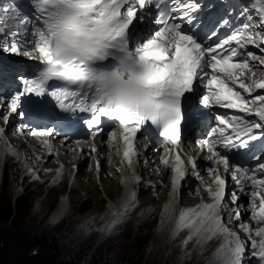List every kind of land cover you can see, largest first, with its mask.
<instances>
[{
    "label": "snow or ice",
    "instance_id": "6c2138e0",
    "mask_svg": "<svg viewBox=\"0 0 264 264\" xmlns=\"http://www.w3.org/2000/svg\"><path fill=\"white\" fill-rule=\"evenodd\" d=\"M153 8L158 27L134 38L136 25ZM200 8L195 0L179 4L174 0H35L32 15L6 8L0 13V51L22 55L42 65L32 78L19 77L23 91L11 99L8 108L10 112H18L23 96L50 95L63 111L90 114L89 128L97 127L93 140L104 131L102 118L112 122L107 143L111 151L122 156L121 162L129 169L139 153L135 145L137 133L146 125L154 126L158 136L171 145L161 162L170 168L172 175V199L164 212L169 220L174 219V234L187 232L185 245L195 240L201 251L211 241L222 238L223 243L207 264H242L245 241L227 223L228 219L240 220V210L239 206L230 208L225 201L226 179L218 170H210L213 181L205 186V191L212 202L180 209L177 214L175 204L181 182L188 166L195 171L197 162L191 156L182 159L180 151H175L173 162L171 154L183 150L181 122L186 94L193 93L198 83L202 84L207 90L200 98L204 107L219 106L245 115H216L218 124L200 147L210 154L209 160L222 166L241 192L245 190L244 181L260 189L248 194L252 219L264 223V178L257 175L264 173V162L250 170L233 165L227 155L218 151L248 148L250 142L264 139V131H257L264 129V94L253 96V87L242 82L246 72L255 75L256 69L264 66V58L240 51L249 44L256 45L258 36L264 42V33L254 31L264 28V0L253 3L258 23L244 25L242 31L213 46L183 28V23H192L191 14ZM254 88L264 90V79L256 82ZM253 115L258 122L245 118ZM0 119L7 122L8 117L0 115ZM4 133L5 129L0 127V137ZM32 135L51 154L52 131ZM90 152L98 150L93 146ZM63 168L61 164L59 175H63ZM99 168L97 160V172ZM132 179L138 181L139 177ZM131 198L135 199L134 192ZM230 199L236 204L239 197L232 192ZM65 201L67 207V197ZM239 226L250 239L253 234L260 237L259 242L251 239V248L257 250L254 255L264 260V227L254 229L243 223Z\"/></svg>",
    "mask_w": 264,
    "mask_h": 264
},
{
    "label": "rangeland",
    "instance_id": "374dc122",
    "mask_svg": "<svg viewBox=\"0 0 264 264\" xmlns=\"http://www.w3.org/2000/svg\"><path fill=\"white\" fill-rule=\"evenodd\" d=\"M5 137L15 139L8 134ZM12 143L10 145H17L14 141ZM24 148L27 147L24 145ZM3 150L6 152L4 161L0 163V228L28 231L38 237H43L42 233H48L62 245L66 256L80 264H207L223 243L222 238L216 239L201 251L196 247V242L185 246L187 233L183 236L175 235L174 223L166 228L162 225L161 228L159 221L163 201H166L171 189L169 173L163 178L160 174H154L158 176H153L154 178L149 176V180H146L147 176L142 178L144 183L137 190L138 206L134 212L117 232L103 235L100 226L109 231L117 229L118 221L113 222L112 216L108 215V219L112 221L107 223H100V220L106 215L108 199H117L122 191L117 174L119 170H114L117 171L113 173L117 175L115 177L105 175L102 171L107 167L105 162L112 166L109 160L102 161L105 168H101V171L92 169L93 175L89 178L80 174L81 166L79 172L71 170L72 175L69 177L68 168L65 167L63 175H59L60 170H57L56 162H53L55 159L47 158L44 163L45 156L37 170H33L36 173L26 175L24 166L19 162V155L25 154L26 150L12 151V157L8 156L11 147L6 146ZM41 155L40 152L38 158ZM30 158L31 156L28 157L29 160ZM86 163L87 169L91 168V159ZM195 189L197 188L183 187L181 200H176L178 209L197 203ZM63 196L70 199L69 211L61 220H53V213ZM227 223L233 233L240 235L238 229L230 226L239 225L237 221L230 219ZM245 235V232L241 233V240ZM186 247L188 250H185Z\"/></svg>",
    "mask_w": 264,
    "mask_h": 264
},
{
    "label": "bare ground",
    "instance_id": "6f19581e",
    "mask_svg": "<svg viewBox=\"0 0 264 264\" xmlns=\"http://www.w3.org/2000/svg\"><path fill=\"white\" fill-rule=\"evenodd\" d=\"M50 118H51V116L48 114L45 116V119H47V120H50ZM6 134L7 133L5 132L4 135L2 137H0V163L4 161L3 157H4L6 150L4 151L3 149H5L6 146L12 148V150H10L8 153V156H11V157L13 156L14 151L26 150L25 154L19 155V162L21 163V166H24L26 175L27 174L29 175L30 173H32V174L36 173V172H33V170H37L39 162L42 161V158L44 157L43 154L41 155L40 158H38L37 155L38 154L40 155V152L31 149V148H33L31 143L29 144V147H27L25 149L24 145H26V144H24V142L19 141L18 138L15 137L14 135L13 136L15 137V139H12L11 137L8 139L5 137ZM13 141H14V143L17 144L16 146L10 145V142L12 143ZM145 144L146 143L139 142L138 145H139V147H142V146H145ZM83 146L84 147H80V148L75 147V148L66 149V150H54L53 151L55 153L54 155L48 156L46 154V156H48L47 158H49V159H52V158L55 159V161L53 160V162H56L57 170L58 169L60 170L61 164L64 165L63 170L65 169V167L68 168L69 169V171H68L69 177L72 175V171H74V169H76V171L78 170V172H79L80 171L79 168L81 166L80 174L89 178V177H91V175H93L92 169H96V161L97 160L99 161V164H100L99 170L101 168H105V165H102V161L103 160L104 161L109 160L112 157L111 153L113 151L110 150L107 142H104L101 140L88 141V142L83 143ZM93 146H95L97 148L98 152H96V153L90 152V149ZM112 147L115 148L114 145ZM146 148L148 151L150 150V146H147ZM73 149H76V151H72ZM80 149H83L84 151L81 152ZM12 151H13V153H12ZM28 155L31 156L30 160L28 159V157H30ZM88 159L89 160L91 159V161H92L91 168H89L91 170L87 169L88 167H87L86 162L88 161ZM113 160H115L114 156H113ZM110 163L112 165L118 164V162H116V161L114 163L112 161H110ZM144 164L146 165V167H142V165H144ZM94 165H95V168H93ZM77 166H79V167H77ZM156 167L157 166L155 164H153V161L147 160V159L145 162L141 160L137 164H134V162H133V167L131 169H129L125 163H122V165L118 166L117 169L119 170V172L117 173V171H113V173H117L119 175V179L121 180V184H122V191H121V193L117 199H114V200H111L110 198L108 199V202H107L108 205H107V208L105 211L106 215L103 216L102 220H100V223L109 222L108 221V217H109L108 215L113 217V222H116V221H119L120 219H122V217L127 214V213L121 214V213H123L121 210L122 206L124 205L123 203L129 204V206H127V209L134 207L135 199L133 200L131 198V193L134 192L135 198L137 199V195H136L137 190L141 189L142 188L141 184L144 183L143 179H142V181H140L142 176H144V179L147 176L146 178H148V179H146V180H149V176L158 177L157 175L156 176L154 175V170L156 169ZM165 171H166V169H164V172H161L159 176H161L163 178L167 173H169L171 176V171H169V170H167V172H165ZM0 176H1V169H0ZM133 176L139 177V180L138 181L133 180L132 179ZM182 189H183V187L180 188V190L177 194V199H179V200H181ZM197 192H198V190H197ZM197 192L195 193L197 203L195 205H192L189 207H196L197 205H200V204L205 203V202H208V203L212 202L210 200V198H208V194H205L204 196H202V197H204V199H201L200 194H197ZM168 194L169 195H167L166 201L165 202L163 201V205H162V215H161V218L159 221L161 228H162V225L166 228L168 225L174 223V219L169 220L166 217L165 212H164L165 206L168 205L172 199V185H171V189L168 192ZM65 197H67V196L62 197V200L60 201L57 209L54 211L51 219H53V220L60 219L61 220L62 217L64 216V214L66 212L68 213L69 208H70L69 206L71 205V203H70V199L68 197L67 207H65V203H66ZM175 206H176L177 211H179L180 208L178 209L177 203L175 204ZM237 206H239L241 219L235 220V222L237 221V223L239 225L241 223H244L246 225H251L254 229L258 228V223L252 219L253 208L251 206V203L247 200L246 195H241V197L237 200L236 204H230L229 205L230 208H236ZM225 215L228 216L229 214L225 213ZM229 220L230 219H228L227 221H229ZM185 233H187V232H180V233L175 234V235L183 236ZM187 236H188V233H187ZM255 237L256 236L253 234L251 239H254ZM186 239H187V237H186ZM251 239L249 238L248 234L245 235V238L243 239V241H245L246 248L248 245H251ZM193 242H195V240L189 242L187 245L192 244ZM196 247H198L197 243H196ZM185 250H188L187 247L185 248ZM246 250H248V248ZM184 254H187V253L185 252ZM243 257H244V259L246 258L245 261L246 260L248 261V260H251L253 256L251 257V253H249V251H247Z\"/></svg>",
    "mask_w": 264,
    "mask_h": 264
},
{
    "label": "trees",
    "instance_id": "16d2710c",
    "mask_svg": "<svg viewBox=\"0 0 264 264\" xmlns=\"http://www.w3.org/2000/svg\"><path fill=\"white\" fill-rule=\"evenodd\" d=\"M0 228V264H80L65 255L62 245L48 233ZM88 264H93L89 262Z\"/></svg>",
    "mask_w": 264,
    "mask_h": 264
},
{
    "label": "clouds",
    "instance_id": "9594fccd",
    "mask_svg": "<svg viewBox=\"0 0 264 264\" xmlns=\"http://www.w3.org/2000/svg\"><path fill=\"white\" fill-rule=\"evenodd\" d=\"M26 143H27V142H24V144H26ZM25 146H26V147H29V145H27V144H26ZM31 149H32V148H31ZM56 150H66V149H64V148H61V149L58 148V149H56ZM48 156H49V155H48ZM48 156H47V157H48ZM46 162H47V161H46ZM40 167H41V166H40ZM40 169H41V168H40ZM32 177H33V176H32ZM0 179H1V177H0ZM123 204L125 205V203H123ZM99 228H102V230H104L102 226H100ZM99 228H98V229H99ZM105 231H108V230H105ZM102 234H103V235H109L110 233H108V232H102Z\"/></svg>",
    "mask_w": 264,
    "mask_h": 264
}]
</instances>
